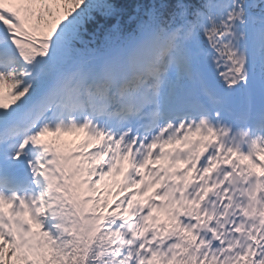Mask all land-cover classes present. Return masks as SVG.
<instances>
[{
    "label": "snow or ice",
    "instance_id": "obj_1",
    "mask_svg": "<svg viewBox=\"0 0 264 264\" xmlns=\"http://www.w3.org/2000/svg\"><path fill=\"white\" fill-rule=\"evenodd\" d=\"M0 264H264V0H0Z\"/></svg>",
    "mask_w": 264,
    "mask_h": 264
}]
</instances>
